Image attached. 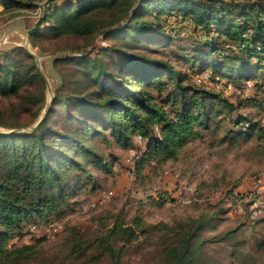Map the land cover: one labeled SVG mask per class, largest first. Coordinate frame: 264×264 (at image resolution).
Masks as SVG:
<instances>
[{"label":"trees","instance_id":"trees-1","mask_svg":"<svg viewBox=\"0 0 264 264\" xmlns=\"http://www.w3.org/2000/svg\"><path fill=\"white\" fill-rule=\"evenodd\" d=\"M7 9L32 7L23 0H0ZM28 40L37 47L43 38L69 36L93 40L78 54L52 58L59 83L43 113L44 79L34 55L13 47L0 61V96L22 95L23 107L41 119L27 131L0 132V264H55L59 253L42 241L14 244L25 229L51 224L72 208L73 196L94 182L93 170H110V162L96 147L132 144L140 137L143 148L135 161L136 174L155 162L176 160L186 145L227 120L221 141H237L257 133L264 138V123L233 115L237 105L207 85L222 82L238 89L264 83V0H48ZM104 14L107 17H104ZM155 17V18H152ZM190 23L203 34L197 46L182 58L194 73L182 74L167 60L136 51L144 43H166L172 36L168 18ZM176 31V30H174ZM207 72L209 81L195 82ZM262 77L259 78L260 74ZM190 82H186V81ZM39 92L32 93V85ZM238 106L254 96H238ZM10 128L24 124L2 122ZM100 218L87 234L70 229L62 240V263L123 264L141 236H151L138 215L127 219L121 211ZM206 222L193 220L187 228L171 230L173 242L155 250L159 264H205ZM162 238V236H161ZM167 238L163 237L162 240ZM256 246L264 249V241ZM143 247V246H139Z\"/></svg>","mask_w":264,"mask_h":264},{"label":"rangeland","instance_id":"rangeland-1","mask_svg":"<svg viewBox=\"0 0 264 264\" xmlns=\"http://www.w3.org/2000/svg\"><path fill=\"white\" fill-rule=\"evenodd\" d=\"M47 1L23 0L35 6L9 9L0 3V61L3 53L18 46L38 58L36 66L44 76L45 96L40 113L49 104L60 80L52 58L65 54L69 49L73 50L70 55L78 54L74 47L84 51L93 40L99 45L98 38L94 36L88 40L48 35L37 47H32L28 30L47 7ZM104 17L107 15L104 14ZM167 20L168 29H172L171 33H178V36H172L166 43H144L135 50L167 60L182 74L190 75L200 66L194 65L191 69L182 57L197 46L203 34L179 18L171 16ZM207 86L221 91L237 105L233 115L238 113L264 123V83L259 88L247 86L243 90L222 82ZM29 89L32 93L39 92L36 84ZM26 92L24 88L20 95L0 96V121L15 120L24 124L20 128L0 124V130L27 131L41 115L33 117L32 111L23 107L22 95ZM245 93L254 97L242 101L239 107L238 96H245ZM219 118L207 130L197 128L200 137L187 144L176 160L162 164L152 162L144 167L139 176L136 174L135 157L139 156L143 143L138 138H132V144L126 147L114 143L108 146L99 138L96 147L110 162V170H93L94 182L83 181L84 187L73 196L72 208L65 215L53 219V222L62 224L59 232L47 233L49 224L39 223L34 229H25L26 236L14 240V244L42 241L45 248L59 253L55 264H65L62 263L63 252L60 250L63 247L62 240L70 229L90 234L100 225V218L110 223L109 217L121 211L127 219L134 215L140 216L151 232L150 237L141 236L134 243L123 264H159L161 258L155 250L159 244L173 242L171 230L177 226L187 228L196 219L207 224L200 233V239L205 240L201 252L205 264H264V249L256 246L258 240L264 241V191L259 195L252 193L253 177L264 174V138L258 139L254 132L237 141H221L229 124L227 120L217 122ZM177 181L192 183L194 190L182 191L178 195L173 191ZM263 182L257 181L258 185ZM104 191L113 194L100 199L99 193ZM161 236L167 238L162 240ZM108 262L103 260L98 264Z\"/></svg>","mask_w":264,"mask_h":264},{"label":"built area","instance_id":"built-area-1","mask_svg":"<svg viewBox=\"0 0 264 264\" xmlns=\"http://www.w3.org/2000/svg\"><path fill=\"white\" fill-rule=\"evenodd\" d=\"M193 79L197 83H199V82H205V83L207 82L208 83V81H209L207 72L196 74V75H194ZM246 94L247 93H245V95ZM138 140L139 141L141 140L140 137H138ZM135 158H137V156ZM261 180L264 181V174H262V173L261 174L259 173L253 177L252 181H253L254 187L252 188L253 189L252 193H255L256 195L263 193L264 182L260 185H258V183H257V181H261ZM193 190H194V185L192 183H189L186 181H177L173 185V191L174 192L176 191L178 193V195H180L182 191L183 192H189V191H193ZM112 194L113 193L111 191H104V192L99 193V198L105 199L106 197H109V195H112ZM31 228L34 229L35 225L31 226ZM61 228H62L61 223L53 222L47 227V231H48L47 233H57L61 230Z\"/></svg>","mask_w":264,"mask_h":264},{"label":"water","instance_id":"water-1","mask_svg":"<svg viewBox=\"0 0 264 264\" xmlns=\"http://www.w3.org/2000/svg\"><path fill=\"white\" fill-rule=\"evenodd\" d=\"M37 61H38V58L35 57V62L37 63ZM41 74H42V76H43V73H42V72H41ZM43 77H44V76H43ZM40 119H41V115L37 118L36 122L33 124V126L30 127V129H32ZM17 131H19V130H17V129L10 130V131L0 130V132H9V133H14V132H17Z\"/></svg>","mask_w":264,"mask_h":264},{"label":"bare ground","instance_id":"bare-ground-1","mask_svg":"<svg viewBox=\"0 0 264 264\" xmlns=\"http://www.w3.org/2000/svg\"><path fill=\"white\" fill-rule=\"evenodd\" d=\"M50 93V92H49Z\"/></svg>","mask_w":264,"mask_h":264}]
</instances>
